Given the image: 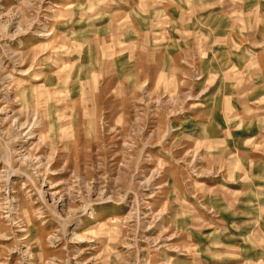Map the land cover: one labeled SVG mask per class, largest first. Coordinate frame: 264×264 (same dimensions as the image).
I'll return each mask as SVG.
<instances>
[{
    "label": "rangeland",
    "instance_id": "rangeland-1",
    "mask_svg": "<svg viewBox=\"0 0 264 264\" xmlns=\"http://www.w3.org/2000/svg\"><path fill=\"white\" fill-rule=\"evenodd\" d=\"M0 264H264V0H0Z\"/></svg>",
    "mask_w": 264,
    "mask_h": 264
}]
</instances>
